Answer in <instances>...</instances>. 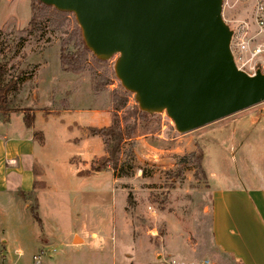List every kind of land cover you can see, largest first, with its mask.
Returning <instances> with one entry per match:
<instances>
[{
    "label": "rangeland",
    "instance_id": "obj_1",
    "mask_svg": "<svg viewBox=\"0 0 264 264\" xmlns=\"http://www.w3.org/2000/svg\"><path fill=\"white\" fill-rule=\"evenodd\" d=\"M228 1L231 7L223 10L222 18L233 30L245 18L247 7ZM29 2L0 0V62L7 64L11 76L23 71L18 91L10 97L12 108L37 113L33 127L44 134V146L36 149L39 164L33 166L34 191L16 198L10 190L0 195V228L5 226L0 229V242L8 241L5 247L12 263L17 259L13 250L19 247L24 264H34L38 255L43 257L40 264L48 257L72 264H154L169 258L183 264L206 260L227 264L210 246V197L203 168L207 174L213 170L218 175H240L243 183L245 175L259 176L255 184L264 185V102L250 108L253 113L240 121L241 128L253 136L247 154L240 148V156L233 157L224 148L228 133L211 137L210 130L223 123L180 135L163 112L156 114L155 125L151 119L133 142L123 144L119 172H93L103 156V145L99 137L86 139L85 133L112 123L109 94L120 85L113 73L115 58L107 61L104 70H97L105 72L107 83L95 94L87 72L80 76L63 72L58 61L59 42L64 30H71L72 14L63 32L47 28L42 36L17 40L15 34L30 18ZM135 104L134 96H129L126 108ZM124 111L117 116L121 126ZM40 134H35L37 142ZM213 140L223 147L220 162H216ZM198 150L205 156L201 171L189 164L178 168L181 157ZM116 174L122 175L118 182ZM35 205L41 226L19 210L21 206L29 211ZM20 220L26 229H21L23 238L17 244L14 228ZM39 241L46 247L41 248Z\"/></svg>",
    "mask_w": 264,
    "mask_h": 264
},
{
    "label": "water",
    "instance_id": "obj_2",
    "mask_svg": "<svg viewBox=\"0 0 264 264\" xmlns=\"http://www.w3.org/2000/svg\"><path fill=\"white\" fill-rule=\"evenodd\" d=\"M72 14L82 41L140 112L188 134L264 102V73L238 70L222 0H38Z\"/></svg>",
    "mask_w": 264,
    "mask_h": 264
},
{
    "label": "crops",
    "instance_id": "obj_3",
    "mask_svg": "<svg viewBox=\"0 0 264 264\" xmlns=\"http://www.w3.org/2000/svg\"><path fill=\"white\" fill-rule=\"evenodd\" d=\"M251 112L247 109L217 121L203 127L205 128L204 131L212 129L218 123H223L222 127L210 130L211 137L213 138L215 133H228L230 139L224 148H228L233 157L235 153L240 156V148L245 150L244 154H247V149L252 147L253 143H250V141H252L253 136L241 128L240 121L246 116L248 117ZM36 115L38 114L34 115V121ZM13 121L16 122V126H13ZM36 132L41 133L38 142L35 140ZM84 132L82 131L81 139H84ZM89 138L94 139L95 137L86 139ZM212 142L213 147L216 149L215 152H217L215 156L218 160L216 162H220L223 147L214 145L217 142L216 140ZM38 146H44V134L33 126L26 128L20 112L10 113L6 121L0 119V195L6 194L10 190L12 191V197L16 198L21 194H30L34 191L35 175L33 166L39 164L36 156ZM242 158H244L243 155ZM204 160L205 156L203 155L202 167ZM203 171L210 197L207 210L209 212L208 236L211 249L216 252L220 259L225 258L227 264H264V185L255 184L259 182V176L245 175L247 180L243 183L240 175H237V177L233 174L231 176V174L224 173L218 175L213 170L210 174H207L204 168ZM121 179L122 177H114L116 182ZM1 207L6 210V205ZM19 210L22 215L26 212L29 213L27 208L21 206ZM21 222L23 221H18L17 225L15 224L16 227L14 226V229L18 231L14 239L17 244H19L18 240L23 238V230L21 229L25 228V224L23 225ZM4 227V225L1 226L2 231H4ZM76 236L77 234H74L72 237V244H74L73 241ZM39 242L41 248L46 247L44 242ZM7 243L6 240L0 242V245L3 244L1 246L4 247L0 255V264H13V260H11L5 247ZM36 243L37 241L30 245L34 246ZM81 243L83 244L82 240ZM13 252L17 255L14 264H24L21 261V257L24 256L23 250L17 247ZM160 255L162 256L163 253ZM160 255H157L156 258ZM70 262L71 260L67 259L54 260L48 257L41 264L73 263Z\"/></svg>",
    "mask_w": 264,
    "mask_h": 264
},
{
    "label": "trees",
    "instance_id": "obj_4",
    "mask_svg": "<svg viewBox=\"0 0 264 264\" xmlns=\"http://www.w3.org/2000/svg\"><path fill=\"white\" fill-rule=\"evenodd\" d=\"M70 14L61 13L42 5L38 0H31L30 3V19L27 27L17 32L15 35L17 40L21 42L25 38H34L42 36L43 32L49 28L52 31L63 32V27L70 23L68 17ZM64 37L59 42L58 61L63 72L80 76L88 73L91 79V87L95 94H99L104 85H106L105 72L98 74L97 70H104L107 62L96 60L92 54L86 49L80 29L73 18V25L70 31L64 30ZM23 75V71H19L17 75H9V67L6 63L0 62V116L4 121L7 120L10 113L20 112L23 117V123L26 128H31L34 123V116L29 108L13 109L11 103V94L18 91L19 78ZM131 94L125 92L121 86L109 94L110 103L112 104L113 120L109 126L101 128H89L86 134L89 137H99L103 145V156L101 157L99 166L93 172H100L105 169H111L119 172L120 156L122 146L126 142H133L138 134L146 130L149 121L155 125L156 114H146L139 111L137 105L126 108L128 98ZM124 111L123 122L121 126L118 120V113ZM128 155H132L131 151ZM203 153L201 151H193L184 155L178 160L177 166L193 165L197 170L201 171V162ZM115 177L121 178L122 175L116 174ZM22 195V194H21ZM31 218L40 226L41 220L37 213L36 205L29 210Z\"/></svg>",
    "mask_w": 264,
    "mask_h": 264
},
{
    "label": "built area",
    "instance_id": "obj_5",
    "mask_svg": "<svg viewBox=\"0 0 264 264\" xmlns=\"http://www.w3.org/2000/svg\"><path fill=\"white\" fill-rule=\"evenodd\" d=\"M234 4L246 6L245 18L240 20L232 34L229 49L236 68L248 76L257 70L264 71V0H235ZM231 7L228 0H222V13ZM41 255L33 257L34 264H40ZM154 264H183L173 258L161 259ZM200 264H211L202 261Z\"/></svg>",
    "mask_w": 264,
    "mask_h": 264
}]
</instances>
